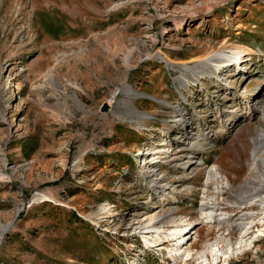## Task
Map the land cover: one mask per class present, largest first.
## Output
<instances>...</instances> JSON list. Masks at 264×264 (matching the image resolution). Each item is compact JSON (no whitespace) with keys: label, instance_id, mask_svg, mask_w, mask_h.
Instances as JSON below:
<instances>
[{"label":"rangeland","instance_id":"1","mask_svg":"<svg viewBox=\"0 0 264 264\" xmlns=\"http://www.w3.org/2000/svg\"><path fill=\"white\" fill-rule=\"evenodd\" d=\"M261 185L264 0H0V264H264Z\"/></svg>","mask_w":264,"mask_h":264},{"label":"bare ground","instance_id":"2","mask_svg":"<svg viewBox=\"0 0 264 264\" xmlns=\"http://www.w3.org/2000/svg\"><path fill=\"white\" fill-rule=\"evenodd\" d=\"M251 55H253V52L250 49L237 46V45H232L225 49L213 52L212 54H210L209 56L201 60L194 68H192V71H197L198 69H201V68L205 70L210 69V68L219 70L221 66L229 67L232 64L237 66L240 62L242 63L247 60L249 61L250 60L249 57ZM195 139L196 141L194 142V145H197L199 141L197 137ZM151 154L156 155L157 153L154 152ZM154 162H157V161H154ZM219 168L220 166L218 165L212 166L211 169L208 170L207 179H212L217 184H220L222 186L229 185L227 181L226 182L221 181L219 183L218 181V178L220 176ZM222 186H221V189L223 188ZM261 189H264V185H261ZM207 197L208 196H206V198ZM210 197H212L211 200L214 199L213 196H210ZM256 199H258L257 196L256 197L248 196V195L242 196V202L246 201L247 204H249V206L252 205V200H256ZM138 214L139 213H135V215H138ZM227 214L228 213H225L223 211H221V214L220 213L216 214L215 210L213 209V206L210 205L206 201L205 203L201 205V208H200V215L203 217V220H205L202 222H209V223H214V224L215 222H217L216 225L219 227H221L225 223L227 225L229 224ZM248 214L249 213L246 212L244 215H248ZM252 215H254V213H252ZM242 220H245V218H242ZM198 223L199 222H195L194 224H198ZM156 224L157 223H155L151 227L153 229L152 232L151 231L146 232L144 233V235H142L143 242L147 247H155V248L160 247V249H165L166 256L168 258H171V260H173L174 262L176 261L185 262L186 259L192 258L193 248H192V245L188 246V241H190V239L192 238V235L188 236V233H190V230H189L190 224L173 226L171 229H167L165 232L161 231L160 228L156 227ZM227 230H229L228 227H227ZM195 233L196 232H194L193 234ZM166 243L168 247H165ZM131 264H135V263H131Z\"/></svg>","mask_w":264,"mask_h":264},{"label":"water","instance_id":"3","mask_svg":"<svg viewBox=\"0 0 264 264\" xmlns=\"http://www.w3.org/2000/svg\"><path fill=\"white\" fill-rule=\"evenodd\" d=\"M108 107L109 105L108 104H104L102 107H101V112H108Z\"/></svg>","mask_w":264,"mask_h":264}]
</instances>
